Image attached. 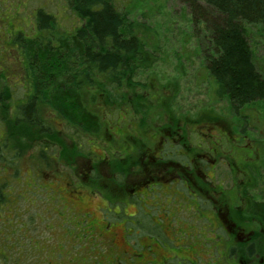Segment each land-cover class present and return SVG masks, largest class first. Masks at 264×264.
<instances>
[{
  "label": "rangeland",
  "instance_id": "374dc122",
  "mask_svg": "<svg viewBox=\"0 0 264 264\" xmlns=\"http://www.w3.org/2000/svg\"><path fill=\"white\" fill-rule=\"evenodd\" d=\"M10 1L14 32L31 33L38 9L64 31L82 25L66 0ZM114 1L156 61L124 88L123 107L107 110L100 136L55 115L45 132L7 116L0 143L12 135L17 150H0V252L22 247L32 264H264V222L244 211L264 202V102L235 113L215 99L204 27L183 1ZM250 38L264 72V26ZM223 220L236 225L233 241Z\"/></svg>",
  "mask_w": 264,
  "mask_h": 264
},
{
  "label": "trees",
  "instance_id": "16d2710c",
  "mask_svg": "<svg viewBox=\"0 0 264 264\" xmlns=\"http://www.w3.org/2000/svg\"><path fill=\"white\" fill-rule=\"evenodd\" d=\"M66 1L82 21L80 27L64 31L55 15L38 9L28 34L14 32L13 18L10 25L3 10L13 2L0 0V28L7 30V38L0 35V128L10 114L15 125L45 132L55 115L71 129L100 136L107 110L122 108L127 102L124 88L154 65L155 55L139 37L131 13L114 0ZM181 1L192 12L194 26L204 27L205 68L215 99L228 100L235 113L264 102V72L250 45L252 27L264 26V0ZM11 136L3 139L0 150H17ZM1 156L0 151L5 164ZM4 187L0 183V211ZM248 213L264 222V202H255ZM10 251L0 252V264H20L17 256L32 264L36 258L22 247Z\"/></svg>",
  "mask_w": 264,
  "mask_h": 264
},
{
  "label": "flooded vegetation",
  "instance_id": "af4514ba",
  "mask_svg": "<svg viewBox=\"0 0 264 264\" xmlns=\"http://www.w3.org/2000/svg\"><path fill=\"white\" fill-rule=\"evenodd\" d=\"M199 141H202V140H199ZM198 141V142H199ZM204 141V140H203ZM197 142V143H198ZM204 142H206V141H204ZM181 145L184 147V145L181 143ZM176 146H180V141L178 140V139H176V142H175V145H174V147H176ZM185 148V147H184ZM242 148V147H241ZM161 149V146H160V144H159V146H158V148H157V153H156V155H157V157L159 156V153H160V150ZM157 157H155L156 158V160H157ZM155 160V161H156ZM203 166V165H206V166H208V162H206V163H203V164H200V163H196L195 162V164H194V166H193V168L191 169V170H194V168H195V166ZM215 166H217V164H215ZM213 168H215V167H213ZM263 202V201H262ZM255 202H250L249 204H248V206H247V208H246V210H244L245 211V214L247 215V216H250V217H254V218H257L256 216H251V215H249V213H248V209L254 204ZM222 205V207H225L223 204H221ZM226 208V210L229 208V207H225ZM224 215H226V214H224ZM227 219V218H226ZM258 219V218H257ZM260 220V219H259ZM224 221V224H222L221 223V225H222V227L223 228H227V230L225 229L224 231H225V233L226 234H229L230 236H231V241H233L234 239H233V237L232 236H234V227H236V225L235 224H229V221H227V220H223ZM260 221H262V220H260ZM220 222V218L217 220V225H218V223ZM236 230V229H235ZM230 232V233H229ZM231 247H232V250L234 251V249H233V244L231 243ZM248 252H249V254H254V246H253V244L250 242L249 244H248Z\"/></svg>",
  "mask_w": 264,
  "mask_h": 264
}]
</instances>
